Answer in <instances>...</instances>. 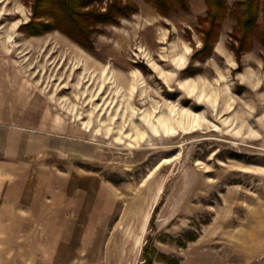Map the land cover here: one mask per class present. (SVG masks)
Returning <instances> with one entry per match:
<instances>
[{"label": "rangeland", "instance_id": "1", "mask_svg": "<svg viewBox=\"0 0 264 264\" xmlns=\"http://www.w3.org/2000/svg\"><path fill=\"white\" fill-rule=\"evenodd\" d=\"M120 1L136 12L88 48L33 33L36 0H0V85L18 81L22 113L0 125L31 132L30 156L0 157V264H142L145 244L150 264H264V43L236 42L237 0L207 45L204 0Z\"/></svg>", "mask_w": 264, "mask_h": 264}, {"label": "trees", "instance_id": "2", "mask_svg": "<svg viewBox=\"0 0 264 264\" xmlns=\"http://www.w3.org/2000/svg\"><path fill=\"white\" fill-rule=\"evenodd\" d=\"M103 0H36L33 7V18L38 21L35 25L39 32L49 29H57L81 46L91 47L90 38L97 30L98 24H118L119 18H125L136 12V6L132 2L120 0H108L104 11L97 4ZM149 3L160 15L167 16L170 12H188V0H144ZM207 6L206 17L200 18L201 39L207 45L216 34L220 20L226 13L225 0H204ZM258 0H237L230 13L233 14L239 24V37L236 38L241 47L246 38L251 34L264 43V20L262 26L256 25V6ZM264 10V0L261 2ZM204 24V25H203ZM236 48V50H238ZM197 235L193 234L189 240L193 241ZM142 264H150L154 255L147 254V245L142 249ZM156 259L165 264H177L164 255H157Z\"/></svg>", "mask_w": 264, "mask_h": 264}, {"label": "crops", "instance_id": "3", "mask_svg": "<svg viewBox=\"0 0 264 264\" xmlns=\"http://www.w3.org/2000/svg\"><path fill=\"white\" fill-rule=\"evenodd\" d=\"M3 82L4 84L0 85V114H22L20 112L21 98L19 91L21 87L19 86L18 81L14 79V81L3 80L2 83ZM4 128L5 127L0 125V137H2L0 140V157H6L9 160H25L23 158H25L26 155L30 156L31 154H27V151L18 149V144L21 142L24 143L25 137H29V133L31 132L29 130H26L24 131L25 133L17 134V136L15 137L14 134L18 133V130L13 127H11L12 130H5ZM35 212L36 211H34V214H36ZM86 223L91 224L92 222L88 220ZM84 228L85 227H83V229ZM92 228L94 229V227L90 226L86 229ZM100 229H103V227Z\"/></svg>", "mask_w": 264, "mask_h": 264}]
</instances>
